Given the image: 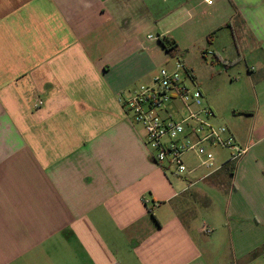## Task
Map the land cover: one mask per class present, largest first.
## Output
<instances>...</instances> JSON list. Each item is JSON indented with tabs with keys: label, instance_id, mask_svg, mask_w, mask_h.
Returning a JSON list of instances; mask_svg holds the SVG:
<instances>
[{
	"label": "crops",
	"instance_id": "1",
	"mask_svg": "<svg viewBox=\"0 0 264 264\" xmlns=\"http://www.w3.org/2000/svg\"><path fill=\"white\" fill-rule=\"evenodd\" d=\"M151 29L247 149L230 169L211 145L214 171L153 160L121 102L165 50L140 41ZM178 30L192 46L201 33L227 71L230 35L251 85L230 98L237 121ZM168 105L179 121L194 109ZM0 264H264V0H0Z\"/></svg>",
	"mask_w": 264,
	"mask_h": 264
},
{
	"label": "built area",
	"instance_id": "2",
	"mask_svg": "<svg viewBox=\"0 0 264 264\" xmlns=\"http://www.w3.org/2000/svg\"><path fill=\"white\" fill-rule=\"evenodd\" d=\"M206 5H213L215 0H202ZM151 39L155 37L150 36ZM182 63H177L173 70L161 69L149 85L137 89L128 99L121 102L134 116V120L143 128L145 141L153 160L166 171L179 175L189 172L186 155L194 153L202 166L214 167V153L206 145L231 151V161L240 159L247 149L239 146L227 127H214L209 119L215 113L203 106V94L190 83ZM193 106L189 115L180 121L170 120L160 115L167 105L174 101ZM44 104L37 100L35 107ZM211 233L210 229L205 230Z\"/></svg>",
	"mask_w": 264,
	"mask_h": 264
},
{
	"label": "rangeland",
	"instance_id": "3",
	"mask_svg": "<svg viewBox=\"0 0 264 264\" xmlns=\"http://www.w3.org/2000/svg\"><path fill=\"white\" fill-rule=\"evenodd\" d=\"M171 24H173V19H169L166 22V25L171 27ZM186 31L184 30H178L175 32L177 37L180 40L181 48L184 51L185 54H189V57L192 59H188L189 64L193 66V68L200 74L205 75L206 78L204 80L205 84H207L208 88L211 90H214V94L216 97V100L220 103V109L224 110V113L228 116L233 117L235 121H237V117L234 115V107L235 105L232 104L230 101V98L234 94L238 93H244L247 90H251V85L249 82L242 77V75L246 74V65L243 61H238V52L237 49L234 47V45L230 43L231 38L230 35H227L226 37L221 36V45L225 46L227 50H229L230 55L233 56V58L236 60L233 63V68L230 69V67L227 69L222 63H212V57H211V51L208 49V51L204 50L205 47L209 48L208 42L206 38H202V34L198 32L194 35V38L196 39L197 43H193V46L191 45L190 38L185 34ZM148 34H152L150 36L155 37L156 40L154 42H150L152 40L150 36L147 37ZM158 33H156L155 29H151L148 33H145L140 37V41L143 42V44L148 45L151 47L153 43H160V38H156ZM165 36V35H163ZM214 36V35H213ZM171 38V36H168ZM209 38V37H208ZM213 37H210V39ZM200 40V41H199ZM162 47V46H161ZM163 49V48H162ZM186 49H189L186 51ZM203 51V53H201ZM181 56L172 57L168 54L166 49L163 51V54H160V57H157L154 61L151 63L149 62L147 64L146 71L150 73L149 76L143 81H140L138 83L139 88L143 85H150L152 83L153 77L163 68L168 70H173L176 66V64L182 63L183 61L179 60ZM183 64V63H182ZM182 73L185 75L186 69L184 68ZM225 73V74H224ZM204 77V76H203ZM169 106V105H168ZM204 106V105H203ZM160 115L164 118H169L170 120L179 121L175 118H178V116H173L174 118L167 117V112L165 110L160 111ZM215 117V116H214ZM214 117L209 119V122L214 127H227V123L225 121L217 123L216 120L213 121ZM215 155L221 156L223 158L228 157L230 155L229 150H224L222 148H212ZM186 161L192 160L194 161V154L188 153L186 155ZM199 161V162H198ZM198 162V163H197ZM189 163V162H188ZM201 164L199 159L195 158V164ZM196 164V165H197ZM217 167V166H216ZM212 168L208 171H214L215 168ZM205 168V167H204ZM202 169V171H206L205 169ZM201 172V171H200Z\"/></svg>",
	"mask_w": 264,
	"mask_h": 264
},
{
	"label": "trees",
	"instance_id": "4",
	"mask_svg": "<svg viewBox=\"0 0 264 264\" xmlns=\"http://www.w3.org/2000/svg\"><path fill=\"white\" fill-rule=\"evenodd\" d=\"M160 43L166 49L169 55H171L172 57L178 56L180 48L174 39L170 37H163L160 39ZM233 163H234L233 161H230L226 163L225 166H227L228 169H230L233 166L232 165Z\"/></svg>",
	"mask_w": 264,
	"mask_h": 264
}]
</instances>
